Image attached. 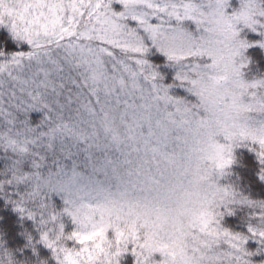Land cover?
Masks as SVG:
<instances>
[{"label": "snow or ice", "instance_id": "obj_1", "mask_svg": "<svg viewBox=\"0 0 264 264\" xmlns=\"http://www.w3.org/2000/svg\"><path fill=\"white\" fill-rule=\"evenodd\" d=\"M0 264H264V0H0Z\"/></svg>", "mask_w": 264, "mask_h": 264}]
</instances>
